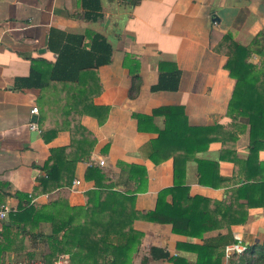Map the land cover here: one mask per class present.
I'll list each match as a JSON object with an SVG mask.
<instances>
[{
	"label": "crops",
	"instance_id": "crops-1",
	"mask_svg": "<svg viewBox=\"0 0 264 264\" xmlns=\"http://www.w3.org/2000/svg\"><path fill=\"white\" fill-rule=\"evenodd\" d=\"M100 1L102 17L89 20L81 0H0V205L18 209L20 200L15 195L22 193L32 205L49 206L53 213L61 211L59 207L53 208L54 202L63 207H85L87 193L98 189L95 181L86 179L88 169L95 165L107 172L104 186L134 195L133 208L138 214L155 210L159 193L175 185L174 159L170 157L159 164L150 159L159 132L141 131L135 115L151 116L154 109L163 106H182L190 126H220L222 137L186 162L179 182L188 187L191 196L224 205L233 202V215L242 218L248 211L246 221L230 229L206 232L203 240L175 234L170 224L142 218H134L130 225L132 210L128 214H97V218L125 217L126 232L132 227L144 235L131 256V264H143L144 258L149 259L148 264H173L166 259H152V248L196 264L198 254L180 249L178 244L201 245L207 239L226 233H231L235 240L241 239L249 246L260 248L264 244V204H252L258 196L235 201L232 197L245 185H255L254 176L264 175L255 169L257 162L264 163V150L253 165L248 164L250 126L242 117L229 113L236 81L225 68L228 58L221 44L227 34H232L241 45L251 44L264 30V0ZM94 34L101 35L112 47L109 64L81 71L78 82H54L44 90L17 83L18 79L30 75L34 60L55 64L66 51L71 52L69 57L87 52L85 63L91 64L88 52L94 45ZM128 59L129 66L138 64L142 78L135 98L130 96L132 76L126 64ZM253 61L258 62L259 58L254 57ZM161 62H173L180 69L177 91H152L159 81ZM71 105L86 110L107 107L109 112L103 123L88 112L78 118L87 133H75V141L92 151L90 159L77 163L71 185L44 193L38 190L39 179L45 176L41 167L54 150L72 148L74 138L69 128L60 129L52 136V130L60 124L68 126L69 118L63 110L67 111L66 107ZM35 106L40 110L37 115L40 131L30 127ZM148 126L162 131L166 117L154 116ZM224 136L227 137L225 143ZM224 153L225 159H222ZM99 159L105 160L106 166H99ZM197 160L219 163L217 173L209 172L212 184H200ZM126 165L144 167L145 177L143 174L131 178ZM75 179H80L82 186L73 190ZM249 192L253 195L256 191ZM230 194L233 195L231 200ZM167 201L171 202L172 196ZM41 229L51 234V224L43 222ZM2 233L3 221L0 220V264L29 260L31 256L43 262L44 253L48 251L45 243H34L28 237L22 241L14 239L16 230L3 236ZM229 257L225 249L223 264H227Z\"/></svg>",
	"mask_w": 264,
	"mask_h": 264
},
{
	"label": "trees",
	"instance_id": "trees-1",
	"mask_svg": "<svg viewBox=\"0 0 264 264\" xmlns=\"http://www.w3.org/2000/svg\"><path fill=\"white\" fill-rule=\"evenodd\" d=\"M81 1L86 10L87 19L98 20L102 17L100 0ZM93 44L91 51L88 52L92 60L91 64L85 63L88 60L87 52L69 57L71 52L66 51L60 54L55 64L40 59L34 60L30 75L18 79L17 83L22 87L44 90L54 82H78L81 71L97 69L111 62L112 47L101 35L94 34ZM221 45L226 48L225 54L228 58L225 68L229 71L231 78L236 81L229 104V113L242 117L250 126L251 157L248 164L253 165L259 153L264 150V30L257 34L248 46L237 43L232 34L225 35ZM254 57H258L259 61L254 62ZM128 63L129 59L126 61V64ZM137 66L138 64L129 66L132 76L130 89L132 98L138 95L142 84ZM159 74L158 84L152 87V91L178 90L181 71L175 63L161 62ZM93 108L95 109L86 110L87 108L83 109L82 106L71 105L66 107L67 111L63 110L69 118L68 126L64 127L60 124V127L52 130V136H55L60 129L69 128L74 138L72 148L69 151L67 149L54 150L49 160L41 167L45 176L39 179L38 190L45 193L66 188L72 184L77 163L90 159L92 151L85 150L81 142L77 144L74 135L75 133L76 135L87 133L78 120L85 112L98 117L101 123L104 122L109 108ZM160 115L166 117L164 130L158 131L156 128L147 127L154 116ZM135 117L138 119L141 131L159 132L158 139L153 143L150 159L155 164L170 157L174 159L175 185L159 193L155 210L138 214L133 208L134 195L129 196L113 191L112 186H104L103 181L108 179L107 172L93 165L88 169L86 179L95 181L98 189L87 193L88 203L85 207H63L60 203L54 202L53 208L59 207L61 211L53 213L49 206L36 207L31 204L27 195L16 193L15 196L20 200V207L2 220L4 233L1 235L11 234L16 230L14 239L22 241L23 238L28 237L34 243L37 241L45 243L48 251L44 253V264H54L64 254L69 255L71 264H131V256L136 252L144 235L134 231L132 227L126 232L127 219L125 217L99 216L97 218V214L105 215L114 212L128 214L132 210L130 225L134 218H142L150 222L170 224L175 234L203 240L206 232L223 228L230 229L232 225L246 221L248 211L242 218L233 215L235 210L233 202L230 205H224V203L214 202L201 196H191L188 187L179 182L186 162L193 158L195 153L207 150L211 143L219 140V137H222L220 135L222 127L190 126L182 106H163L154 109L151 116L137 114ZM41 120L44 121V117ZM226 139L227 137L224 136L222 141L225 143ZM222 159H225V153L222 154ZM197 162L199 163L200 184H212L213 182L209 180V172L216 171L217 173L219 163L206 160H197ZM126 166L129 167L131 178L143 174L145 177L144 167ZM255 169L256 172H264V163L257 162ZM213 176L217 177V175ZM254 180L257 181L255 185H245L236 190L233 193L234 198L230 194L229 200L231 197L232 201L233 199L235 201L239 198L250 199L251 196L253 198L258 196L257 201L252 204L256 206L264 204V175L254 176ZM249 191L256 192L251 195ZM169 196H172L171 202L167 201ZM43 222L51 224V234L41 229ZM235 242L232 234L226 233L207 239L201 245L178 244V246L180 249H188L197 253L196 264H223L225 249ZM150 254L154 260L166 259L173 264H190L182 257H170L169 253L159 248H152ZM109 257L110 260H108ZM29 260H33V257L31 256ZM148 262L149 259L144 258L143 264H148ZM227 264H264V244L260 248L248 246L245 253L230 256Z\"/></svg>",
	"mask_w": 264,
	"mask_h": 264
},
{
	"label": "built area",
	"instance_id": "built-area-1",
	"mask_svg": "<svg viewBox=\"0 0 264 264\" xmlns=\"http://www.w3.org/2000/svg\"><path fill=\"white\" fill-rule=\"evenodd\" d=\"M32 115H39L40 110L37 106L33 107L31 111ZM30 127L34 131H40L38 122H32L30 123ZM97 164L99 166H106V162L103 159H99ZM82 186V181L80 179H75L72 185V189L76 190L79 189ZM17 211V209L10 207L7 204L0 205V220H5L7 216ZM248 246L245 242H243L241 239H237L234 244L229 245L226 248L227 256H232L234 254H243L247 251ZM6 264H44L43 262L36 261V260H27V261H10ZM54 264H71L70 258L68 255H61Z\"/></svg>",
	"mask_w": 264,
	"mask_h": 264
},
{
	"label": "water",
	"instance_id": "water-1",
	"mask_svg": "<svg viewBox=\"0 0 264 264\" xmlns=\"http://www.w3.org/2000/svg\"><path fill=\"white\" fill-rule=\"evenodd\" d=\"M33 122H38V116L37 115H35L34 117H33Z\"/></svg>",
	"mask_w": 264,
	"mask_h": 264
}]
</instances>
